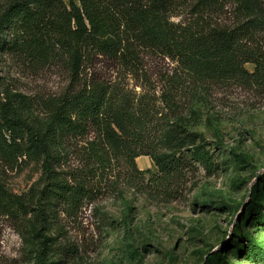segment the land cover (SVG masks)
Listing matches in <instances>:
<instances>
[{"label":"trees","instance_id":"1","mask_svg":"<svg viewBox=\"0 0 264 264\" xmlns=\"http://www.w3.org/2000/svg\"><path fill=\"white\" fill-rule=\"evenodd\" d=\"M226 5H234L244 20L231 27L210 24L208 18ZM184 8L190 19L172 22ZM262 32L264 16L256 0H0V51L21 50L44 62L64 57L70 76L66 90L42 101V119L33 116L30 97L0 88V161L9 165L26 157L40 165L37 186L26 197L0 179V212L26 221L28 252L35 264H63L75 253L50 226L59 214L75 213L99 186L115 178L116 162H124L135 179L149 172L139 170L135 159L148 156L157 168L154 183L159 181L168 193L195 163L210 167L211 154L201 134L154 110L147 93L124 86L125 77L142 74L139 53L157 52L179 67L183 77L171 76L161 94L170 108L176 105L179 85L187 82L250 83L256 74L264 78ZM97 56L114 61V75L100 74L95 63L85 71ZM246 63L253 64V72ZM73 152L79 165L70 167ZM260 210L253 212L264 225ZM245 238L251 247L244 256L264 264L262 247ZM216 257L224 261L218 253Z\"/></svg>","mask_w":264,"mask_h":264},{"label":"rangeland","instance_id":"2","mask_svg":"<svg viewBox=\"0 0 264 264\" xmlns=\"http://www.w3.org/2000/svg\"><path fill=\"white\" fill-rule=\"evenodd\" d=\"M256 2L264 16V0ZM188 19V8L171 17L174 23ZM208 19L225 27L244 20L234 5ZM259 37L264 55V32ZM139 55L142 74L125 77L124 86L147 93L154 110L201 134L211 154L210 167L195 163L168 193L159 181L154 183L153 163L145 168L135 159L139 170L149 172L134 179L124 162H116L115 178L99 186L92 200L52 222L50 232H58L57 239L76 250L63 264H260L244 252L251 247L245 236L264 250V225L253 212L260 207L264 218V78L256 74L250 83L187 82L175 92V107L166 108L161 94L171 76L183 77L179 67L157 52ZM93 64L100 74H115L112 60L97 56L85 71ZM245 67L254 71L252 63ZM69 82L64 57L44 62L21 50L0 51V88L30 97L37 119L44 116L42 101L66 90ZM76 157L69 154L68 166L79 165ZM39 177L40 165L26 157L9 165L0 161V179L17 195L26 197ZM25 224L0 212V264H35Z\"/></svg>","mask_w":264,"mask_h":264},{"label":"crops","instance_id":"3","mask_svg":"<svg viewBox=\"0 0 264 264\" xmlns=\"http://www.w3.org/2000/svg\"><path fill=\"white\" fill-rule=\"evenodd\" d=\"M148 156H139L136 158L137 159H140L141 163L144 165L145 168H149L151 166V163L152 161H150L151 159L147 158Z\"/></svg>","mask_w":264,"mask_h":264}]
</instances>
